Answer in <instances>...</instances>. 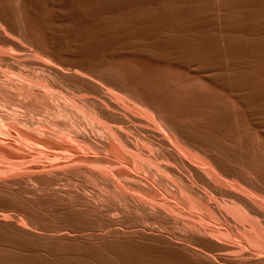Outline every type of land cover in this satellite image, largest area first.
I'll use <instances>...</instances> for the list:
<instances>
[{
	"label": "bare ground",
	"instance_id": "obj_1",
	"mask_svg": "<svg viewBox=\"0 0 264 264\" xmlns=\"http://www.w3.org/2000/svg\"><path fill=\"white\" fill-rule=\"evenodd\" d=\"M14 1L0 7V264H264V174L257 167L264 161L261 152L235 149L246 131L235 148L225 138L228 148L191 122L165 117L162 105L124 78L106 85L83 69L67 74L44 42L34 43L37 35L24 26L27 10ZM61 1L85 20L143 2ZM192 2L150 27L186 19L192 29L178 26L186 39L195 38L192 30L208 32L206 55L170 44L160 56L226 73L234 65L250 69L257 87L251 95L245 74L213 80L230 94L242 91L243 116L263 117V124L264 0ZM239 118L230 126L247 120Z\"/></svg>",
	"mask_w": 264,
	"mask_h": 264
},
{
	"label": "rangeland",
	"instance_id": "obj_2",
	"mask_svg": "<svg viewBox=\"0 0 264 264\" xmlns=\"http://www.w3.org/2000/svg\"><path fill=\"white\" fill-rule=\"evenodd\" d=\"M6 1H9V0H4V2H3V0H0V7L2 9L6 6L5 5L7 3ZM25 1L23 3V1L21 0L19 7L21 9V6H22V7H24V10H27L24 13L23 9H21L23 11L22 13L24 14L23 16L25 18L26 17L28 18V16H29L28 22L30 21L33 23H31V24H30V22L26 23L27 22V20H26L27 18H26L25 23L27 25H24V26H28V28H26V29H28L31 36L36 34L37 36H39L41 38V41H40L39 39H37L39 37L34 35L36 37V39L34 38L33 41L38 40L37 43L39 44V42H40V44L42 45L41 47H43V42H44V45H46V46H44L45 48L44 47L43 48L44 49L48 48V50L50 49L48 52H50L51 55H53V53H55L54 54L55 56H52V57H54L56 61H58L60 59L61 61L59 60L58 63H61V64L66 63V64H64V67L67 66L68 69L63 68V70L68 71L70 69L69 70L70 72L68 71L67 74H70V73L72 74L74 72L75 68H77L76 71L80 70L79 72H81V73L85 72L87 75H89L90 78L92 76L91 73H93L92 79L94 78V79L98 80V82L100 81L101 83L104 80V82H105L104 84H106L107 82L112 80L111 78H113V79L115 78L114 81L112 80L113 82L111 81V83H116V81H119L118 83H120L124 78L125 81H127V82H125L126 84H129V85L132 84V85H130L132 87L136 86L135 89L136 90L139 89L138 90L139 93L141 91L142 95L147 97L148 101L155 102L154 105L158 104V107H160L162 105L161 106L162 108L160 107L161 111L164 109L165 110L164 112L167 113V114H164V115H166L165 117H167L168 115H169V117H167V118H170V119H174L173 117H176L180 121L177 119H174V121L177 120V123H179L181 126H184L182 123L185 124V123L191 122L192 125L191 124H188V125L185 124V127H186V125L189 127H190V125H191V127H195V126L199 127L200 131L208 133L213 139H216L218 137L220 140H222L224 145L226 144L224 142L226 140L225 138H227V140H226L227 144L228 143L231 144L233 146V148L236 147L235 145L242 142L243 139H245V141L248 140V138L252 139L251 135L254 133H257L259 130H260L259 133L261 132L260 137L261 138L263 137L262 139H264V136H263L264 133H262V131H264V129H263L264 123L262 124V122L261 123L257 122V120L259 118L262 120L263 117L262 118L259 117L258 119H257V117H255V119H252L250 116H245V117L243 116V115H246L243 113L244 110L246 109V106L244 105L242 99L240 100V97L242 98L244 95L242 93V91H234L235 94L233 92H231L232 94H230L229 91L224 90V88L218 82H217V84L214 83L216 81H219L218 80L219 78H226V77L230 78L231 77L233 79L234 78L239 79V77L241 78L242 75L245 74L249 77L248 79L250 81V88H248V90L251 89L249 91V94L251 95L257 91V87H255V85L253 84V83H255L254 82L255 81L254 76L252 75L253 71H250V69H246V71L244 73L243 68L238 67L237 65H234L230 69L231 72L229 71L228 73H226L225 71H222V70L219 71V69L209 70L208 68H205V66L202 63L201 64L204 66V68L202 65L199 66L200 65L199 63H197L199 65L194 64L198 68L197 69L194 65L192 66V64L189 66H187V65L184 66V64H182L180 62L178 63L177 62L178 60H176L177 58L175 59V57H173L175 62L173 61L172 58H170L169 61H171V63L169 64L168 58L164 59L160 56L161 55V53H160L161 49L163 47H166L167 45L169 46L170 44H172L170 46H174L176 48L177 47L183 48V46H184V49L185 48H186V50L188 49L187 52L191 51V50L195 51V53L199 52L201 58L203 57V55H206V54H204L205 52L203 54H201V53L204 50V47H205L204 45L209 43V38L207 35L208 32L205 30H195V31L192 30L195 38L186 39L187 38V37H185L186 35L178 30L181 27H185L188 30L192 29V26L190 25V23L186 19L183 22L181 20H179L181 22V24L179 21L175 22V25L173 24L174 26L172 25V26L160 27V28L158 26H154L153 30L157 29V30H155L156 33L154 31H152V28L150 27V26L154 25V22L159 21V19H161L162 15L165 13L166 14L167 13L168 14L175 13L176 11H180L184 8L186 9L187 5H188L187 7H189V5H191L190 6V8H191L193 5L190 3H193L192 1H195V0H181V1L179 0L180 2H178V3H177L178 0H161V1L159 0L158 2H155V3L149 2L148 0H143V2H141V3L138 2V3L128 4L129 7H125V6H124V8L121 7L119 9V11L116 10L118 13L115 10L112 12L108 11V13L102 12L103 14L101 13V15H100V13L98 15L96 14V17L95 16L93 17L94 20H92V17L91 18L88 17L89 19L86 18L87 21L84 19L85 16L82 17L81 14H78L77 12H75V10H72L71 8H66L67 6L65 7V5H63V6L59 5V3L60 4L64 3L61 0H44L45 2L42 1L41 2L42 4L43 3L46 4V5L44 4L45 7L42 6L45 13H42L43 12V10H41L42 4L41 5L39 4L41 0H39V1L38 0H36V1L31 0L30 2L32 3V5L34 3V6H31L32 8H30V6H29V5H31V3H29V0H25ZM108 1H110V0H108ZM118 1H120V0H118ZM121 1H124V0H121ZM197 1H199V0H196V2ZM200 1L204 3V4L202 3L203 5H206L210 2V0H200ZM219 1H221V0H219ZM14 2H16V0ZM56 2H57V6L55 4ZM26 3H27V5L29 3V5H28L29 8H27V9L25 8L24 5H22V4H26ZM37 3L40 6V8H38ZM179 3H181V5ZM184 3H185V5H184ZM18 4H19V2H18ZM128 5H126V6H128ZM182 5H184V6H182ZM33 7H37L38 10L36 8L33 9ZM34 10L39 11V14H37L38 12L37 11L35 12ZM40 10H41V13H40ZM41 14H44L45 17H48V15H49L48 20L46 18L42 19L43 15H41ZM46 14H47V16H46ZM76 14L79 18L76 16ZM37 17H39V19ZM71 18H74L75 20L71 19ZM40 19H42V20H40ZM127 19L129 21V24H127L128 23V21H126ZM131 19L136 20L138 24L137 23L133 24L134 20L131 21ZM130 21L132 22L133 25L131 24ZM127 25L132 26L131 31L126 29L128 27L125 28V26H127ZM179 25H181L180 28H178ZM120 26H121V28L124 27L123 28L124 31L120 28ZM131 28L129 26V29H131ZM136 29H138L139 31L140 30L144 31V34L142 33L140 35V33H139L137 35ZM24 30H25V27H24ZM25 31L27 32V30H25ZM123 32H125V33L127 32L126 35L128 34V32H129V34L133 33V35L128 36L127 38H126V35H124L125 38L123 37V35H121V37L123 39L122 38L120 39V34H122ZM135 32H136V35L134 36ZM150 32H152V34ZM194 32H197V33H194ZM32 33H33V35H32ZM125 33H123V34H125ZM27 34L30 36V34L28 32H27ZM182 34H184L185 36ZM258 40L264 41V34L260 35L258 37ZM34 43H36V41ZM108 43H110V44H108ZM198 50H200V51H198ZM163 60H165V61H163ZM166 60H167V62H166ZM202 60H203V58H202ZM181 65H183L184 67ZM190 66L194 70L192 68H190ZM110 67L115 68V69H112ZM187 67H189V68H187ZM200 67H202L203 69L201 68V70H200L199 69ZM238 68H240V69H238ZM65 69H67V70H65ZM82 69H83V72H82ZM116 69L118 71L120 70V72L119 73L115 72ZM205 69H208L209 72ZM71 70H72V72H71ZM117 73L119 75L121 74L120 77H119V75H117ZM97 75H99L100 77L103 76L104 79L103 80L101 79L102 81L99 80L100 78L97 79ZM114 75H117L119 78L117 76H114ZM120 78H121V81H120ZM213 78H214V80H216V79L217 80L214 81ZM122 83H124V82L122 81ZM106 85H108V84H106ZM138 85H140V86H138ZM199 93H200V95H199ZM237 101H239V102H237ZM263 109H264V106H263ZM164 112L162 111V114ZM240 116H243L244 119L247 117L246 118L247 120H245V121H247V122L249 121L251 125L250 124L247 125L249 122L247 123L245 121H242L243 118L242 117H241L242 119L239 118ZM237 117L239 118V119H237V121L240 122V120H241L243 123L240 122V125H239L238 124L239 122H237L238 126H235L232 123V126H235V127H231L230 126V120H233L234 118L236 119ZM224 119H227V121L228 120L229 121L227 122ZM260 119L258 121H260ZM253 120L255 122H257L258 124H256L254 122V124L252 125ZM244 122L247 123V124H245V126H244ZM227 125H228V127L230 126L231 129H234V128L235 129L234 130L230 129L231 130L230 131V130H228L230 127L229 128L226 127ZM240 126L242 128H239ZM252 126H254V128L259 126L260 128L254 129ZM202 128H205V130ZM250 129L254 130V131L257 130V131L253 132ZM244 131H246V134L244 133ZM219 132H221V133H219ZM240 133L242 134V136H243V134H245L244 138L240 137V135H241ZM259 133H257V135ZM216 135H217V137L215 138ZM218 135H220L221 137H219ZM257 135L255 134V137ZM231 137L233 140L231 139ZM246 137H248V138H246ZM253 137H254V135H253ZM257 137H256V139L258 141L255 138H253L255 142L253 140H251V141L248 140L246 142L243 141V144L240 143V144H242L240 146L238 144L237 145L238 147H236L235 149L237 151L239 150L240 153L242 152V154H243V152L248 153L247 152V150H248L250 152L249 154L250 155L252 154L253 156L255 154L259 156L260 155L259 153L261 152L262 154L259 157H261L263 159L262 162L260 161L261 158H259L257 156H255L253 158L254 161L257 158L258 160L255 161V163L257 162L258 164H260V162L263 163V161H264V157H263L264 152H262V151H264L263 150L264 149L263 148L264 142L260 137L259 138H257ZM229 139H231L232 141ZM240 139H242V140L240 141ZM261 140L263 143H260V145L262 144L263 146L259 145V141L261 142ZM228 141H230V142H228ZM222 142H220V143H222ZM236 142H237V144H236ZM244 142H245V144H244ZM248 143H250V144L248 145ZM227 144L225 146L230 148ZM246 144L248 145V147ZM251 144L252 145L254 144V145L252 146ZM256 144L258 146H260V148L257 147ZM241 146H243V147L245 146L243 149H245V148H248V149L246 151L245 150L241 151L242 150V149H240V148H242ZM249 146H251V149ZM257 148H258V150H257ZM256 151H259V152H256ZM247 155L248 154H246V156ZM250 155H249V157H250ZM254 161L249 162V163L253 164ZM258 164H256V166ZM263 165H264V163H263ZM261 166H262V164L258 165L257 167H258V169L260 167V169H259V172H261L260 174H264V173H262V171H264V169L262 167H264V166H262V167ZM251 167H255V165L253 164V166L251 165ZM254 170H256V168Z\"/></svg>",
	"mask_w": 264,
	"mask_h": 264
}]
</instances>
